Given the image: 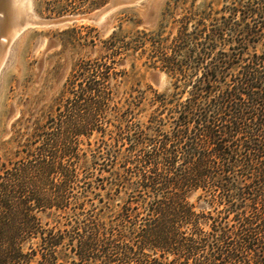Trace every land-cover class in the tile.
<instances>
[{
    "label": "trees",
    "instance_id": "1",
    "mask_svg": "<svg viewBox=\"0 0 264 264\" xmlns=\"http://www.w3.org/2000/svg\"><path fill=\"white\" fill-rule=\"evenodd\" d=\"M227 4L211 27L122 40L116 54L146 58L167 92L84 68L74 132L98 138L64 163L47 147L62 134L34 148L37 125L3 165L0 264H264V0Z\"/></svg>",
    "mask_w": 264,
    "mask_h": 264
},
{
    "label": "rangeland",
    "instance_id": "2",
    "mask_svg": "<svg viewBox=\"0 0 264 264\" xmlns=\"http://www.w3.org/2000/svg\"><path fill=\"white\" fill-rule=\"evenodd\" d=\"M110 1L26 0L32 16L39 20L86 16L102 10ZM227 5V0H143L107 13L102 18V26L78 21L59 26L28 27L19 33L9 46L0 75V183L5 176L3 165L9 167L26 155L37 125L43 126L45 135L36 141L34 148L46 144L51 137L49 134L60 133L63 139L58 145L47 142V147L57 154L58 161L64 163L71 158L69 146L75 148L79 140L80 149L86 150L89 142L98 138L96 132L90 135V127L84 130L86 136L78 137L74 132L78 112L74 107L72 87L73 83L86 84L88 81V75L83 78L84 68L112 64L117 76L113 74L107 83L98 78L107 88L124 81L126 72L129 87L141 82L143 89L152 86L160 93L167 92L170 81L166 74L143 66L146 58L136 61L134 68L133 58L125 59L116 54L122 40H137L143 36L142 31L152 33V38L175 37L184 18L192 20L191 30L208 17L210 20L206 24L211 27V24H217L215 20L222 23L228 17ZM20 13L14 16L21 17L23 14ZM229 47L220 44L216 52H228ZM86 112L83 106L81 113L86 115ZM105 120L100 117L99 123Z\"/></svg>",
    "mask_w": 264,
    "mask_h": 264
},
{
    "label": "water",
    "instance_id": "3",
    "mask_svg": "<svg viewBox=\"0 0 264 264\" xmlns=\"http://www.w3.org/2000/svg\"><path fill=\"white\" fill-rule=\"evenodd\" d=\"M143 0H111L110 3L102 10L82 17H65L56 20H39L32 18V14L21 16L16 22L17 32H22L28 27L34 26H59L67 23L86 21L95 25H103V16L118 8L136 5ZM10 0H0V75L7 61L9 46L14 39L12 32L11 20L13 16L9 10Z\"/></svg>",
    "mask_w": 264,
    "mask_h": 264
},
{
    "label": "bare ground",
    "instance_id": "4",
    "mask_svg": "<svg viewBox=\"0 0 264 264\" xmlns=\"http://www.w3.org/2000/svg\"><path fill=\"white\" fill-rule=\"evenodd\" d=\"M10 1L12 3V6L9 5L10 6L9 10H10V13L12 14L13 17H15L14 15H17L20 12L23 14L22 16H24V17L31 13L30 12L31 8H30L29 4L26 2V0H10ZM32 18H34V15ZM18 19H19V17L18 18L15 17V19L13 21L11 20L12 23H10L11 26L13 27L11 30L15 34L14 38L20 33V32H17V26H16V22ZM34 19H36V18H34Z\"/></svg>",
    "mask_w": 264,
    "mask_h": 264
}]
</instances>
